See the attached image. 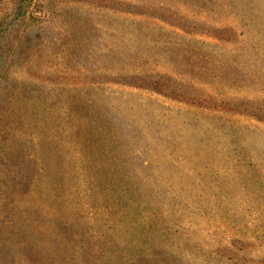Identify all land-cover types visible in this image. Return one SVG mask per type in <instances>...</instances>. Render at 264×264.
<instances>
[{
    "label": "rangeland",
    "instance_id": "1",
    "mask_svg": "<svg viewBox=\"0 0 264 264\" xmlns=\"http://www.w3.org/2000/svg\"><path fill=\"white\" fill-rule=\"evenodd\" d=\"M0 264H264V0H0Z\"/></svg>",
    "mask_w": 264,
    "mask_h": 264
}]
</instances>
